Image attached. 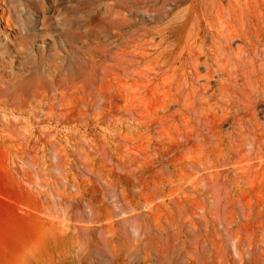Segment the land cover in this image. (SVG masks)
Here are the masks:
<instances>
[{"label":"rangeland","instance_id":"rangeland-1","mask_svg":"<svg viewBox=\"0 0 264 264\" xmlns=\"http://www.w3.org/2000/svg\"><path fill=\"white\" fill-rule=\"evenodd\" d=\"M0 3V264H264V0Z\"/></svg>","mask_w":264,"mask_h":264},{"label":"bare ground","instance_id":"bare-ground-1","mask_svg":"<svg viewBox=\"0 0 264 264\" xmlns=\"http://www.w3.org/2000/svg\"><path fill=\"white\" fill-rule=\"evenodd\" d=\"M0 4H1V3H0ZM7 4H8V3H7ZM6 12H7V11H6ZM3 13H4V12H3V10H2V11L0 12V20H1V21H4L5 23H7V22H8V19H7V18H4V14H3ZM40 15H41V14H40ZM101 17H102V16H101ZM41 18H42V17H41ZM30 19H31V18L29 17V20H30ZM36 23H37V22H36ZM180 24H181V23H180ZM4 27H5V26H4ZM48 28H50V27H48ZM31 33H32V32H31ZM244 34H245V33H244ZM21 35H22V34H21ZM28 35H29V32H28ZM94 35H95V34H94ZM22 37H23V36H22ZM25 37H26V36H25ZM25 37H24V38H25ZM141 37H142V36H141ZM249 39H250V38H249ZM251 39H252V38H251ZM246 40H247V36H246ZM24 41H25V40H24ZM24 41H23V42H24ZM250 42H251V41H250ZM21 43H22V42H21ZM68 48H69V47H68ZM96 50H97V49H96ZM98 50H99V49H98ZM100 50H101V49H100ZM104 50H105V49H104ZM254 50H255V49H254ZM20 52H21V51H20ZM68 52H69V50H68ZM99 52H100V51H99ZM101 52L105 53L104 51H101ZM256 52H257V51H256ZM256 52H255V53H256ZM255 53H254V55H255ZM257 53H258V52H257ZM195 57H196V56H195ZM118 58H119V57H118ZM123 58H124V57H123ZM105 61H106V60H105ZM195 61H196V60H195ZM97 64H98V63H97ZM30 66H31V65H30ZM93 66H94V65H93ZM98 66H99V64H98ZM33 67H34V66H33ZM35 67H36V66H35ZM115 67H116V66H115ZM97 68H98V67H97ZM93 69H94V68H93ZM94 70H95V69H94ZM127 71H128V70H127ZM129 72H130V71H129ZM138 73H140V72H138ZM142 73H143V72H142ZM94 74H95V71H94ZM107 74H108V73H107ZM101 75H102V74H101ZM103 75H104V74H103ZM141 75H143V74H141ZM103 77H104V76H103ZM133 77H134V76H133ZM91 78H92V77H91ZM107 78H108V76H107ZM101 79H102V78H101ZM101 79H100V80H101ZM92 80H93V79H92ZM108 80H109V79H108ZM97 84H98V83H97ZM99 85H100V84H99ZM112 85H113V84H112ZM97 86H98V85H97ZM106 87H107V86H106ZM150 87H151V86H150ZM2 88H3V86H2ZM60 89H61V88H60ZM126 89H127V88H126ZM96 90H97V89H96ZM137 90H138V89H137ZM42 91H43V90H42ZM7 92H8V91H7ZM7 92H6V93H7ZM158 93H159V92H158ZM8 94H9V93H8ZM61 94H62V93H61ZM98 94H99V93H98ZM166 94H167V93H166ZM166 94H165V95H166ZM3 95H6V94H3ZM75 95H76V94H75ZM114 95H115V94H114ZM10 96H11V95H10ZM41 96H42V95H41ZM128 96H129V95H128ZM99 97H103V100H105V101L108 100L109 98H110V99L112 98V96L110 97V96H108L107 94H103V93H100V94H99ZM105 97H106V98H105ZM2 98H3V97H2ZM5 98H6V97H5ZM16 98H17V97H16ZM42 98H43V97H42ZM143 98H144V97H143ZM160 98H161V97H160ZM40 99H41V98H40ZM155 99H156V98H155ZM14 100H16V99H14ZM14 100H13V101H14ZM100 100H101V99H100ZM140 100H141V99H140ZM9 101H10V100H9ZM64 101H65V98H64ZM67 101H68V100H67ZM73 101H74V100H73ZM141 101H142V100H141ZM141 101L139 102L140 104H142ZM11 102H12V100H11ZM15 102H16V101H15ZM112 102H113V100H112ZM8 103H9V102H8ZM74 103H75V102H74ZM3 104H4V103H3ZM9 104H10V103H9ZM12 104H13V103H12ZM92 104H93V103H92ZM109 104H110V103H109ZM70 105H71V104H70ZM80 105H81V103H80ZM3 106H4V105H3ZM6 106L8 107V105H6ZM134 106H135V105H134ZM7 107H5V109H6ZM31 107H32V106H31ZM52 107H53V106H52ZM165 107H166V106H165ZM14 108H15V107H14ZM78 108H79V107H78ZM89 108H91V106H90ZM101 108H102V107H101ZM120 108H121V107H120ZM145 108H146V106H145ZM160 108H161V107H160ZM2 109H4V108H2ZM2 109H1V110H2ZM9 109H10V107H8V110H9ZM17 109H18V108H17ZM20 109H21V108H20ZM76 109H77V108H76ZM79 109H80V108H79ZM97 109H98V108H97ZM105 109H106V108H105ZM113 109H114V108H113ZM26 110H27V109H26ZM135 110H136V109H135ZM14 111H17V110L15 109ZM78 111H79V110H78ZM144 111H145V109H144ZM21 112H22V111H21ZM21 112L19 111V113H21ZM23 112H24V111H23ZM129 112H130V111H129ZM145 112H147V111H145ZM140 113H141V112H140ZM140 113H139V114H140ZM143 114L146 115V113H143ZM49 115H50V114H49ZM132 115H133V114H132ZM130 116H131V115H130ZM151 116H152V115H151ZM140 117H142V116H140ZM154 117H155V116H154ZM154 117H153V118H154ZM160 117H161V116H160ZM115 118H116V117H115ZM153 118L151 119V121H152V120H153V121H155V120L158 121V120H159V117H158V119L155 118V120H154ZM135 119H136V118H135ZM144 120L146 121L147 119H144ZM144 120H143L142 122H144ZM149 121H150V117H149ZM153 121H152V122H153ZM157 121H156V122H157ZM159 121H160V120H159ZM159 121H158V122H159ZM13 122H14V121H13ZM107 122H108V121H107ZM139 122H141V121H139ZM156 122H155V123H156ZM164 122H165V121H164ZM112 123H113V122H112ZM148 123H150V122H148ZM108 124H109V123H108ZM108 124H106V125H108ZM142 124H143V123H142ZM160 124H161V127H162V123H161V122L159 123V125H160ZM30 125H31V124H30ZM143 125H144V124H143ZM148 125H149V124H148ZM152 125H153V124H152ZM109 126H110V124H109ZM144 127H145V126H144ZM148 127H149V126H148ZM142 128H143V127H142ZM157 128H158V127H157ZM157 128H155V129H157ZM159 128H160V127H159ZM146 129H147V128H146ZM1 131H2V130H1ZM136 131H137V130H136ZM2 132H4V131H2ZM4 133H6V132H4ZM6 135H9V134H6ZM36 136H37V135H36ZM122 136H123V135H122ZM3 137H4V136H3ZM8 137H9V136H8ZM104 137H105V136H104ZM1 139H2V138H1ZM192 139H194V138H192ZM10 141H11V140H9V142H10ZM12 141H16V140H12ZM19 143H20V141H19ZM12 144H13V143H12ZM16 144H17V143H16ZM16 144H15V145H16ZM21 144H22V142H21ZM43 144H44V143H43ZM46 144H47V143H46ZM110 144H111V143H110ZM8 145H10V147H11V143L8 144ZM19 145H20V144H19ZM49 145H50V144H49ZM13 146H14V145H13ZM47 146H48V145H47ZM103 146H104V145H103ZM159 146H160V145H159ZM15 147H16V146H15ZM15 147H14V148H15ZM20 147L22 148V146H20ZM128 148H129V146H128ZM17 150H18V148H17ZM136 150H137V149H136ZM154 150H155V149H154ZM101 151H103V150L101 149ZM98 153H100V152L97 151V154H98ZM103 153H104V152H103ZM106 153H107V152H106ZM101 154H102V153H101ZM99 155H100V154H99ZM102 155H103V154H102ZM170 155H171V154H170ZM18 156H19V154H18ZM101 157H102V156H101ZM104 157H105V156H104ZM165 157H166V156H165ZM110 159H111V158H110ZM104 160H105V159H104ZM143 161H144V160H143ZM104 162H105V161H104ZM110 162H111V161H110ZM106 163H107V162H106ZM151 165H152V164H151ZM88 167H89V166H88ZM151 168H152V166H151ZM145 170H146V169H145ZM142 171H143V170H142ZM146 171H147V170H146ZM150 171H151V170H150ZM177 171H178V170H177ZM183 174H184V173H183ZM173 175H174V174H173ZM179 176H180V179H181V175H179ZM171 179H172V178H171ZM171 179H170V180H171ZM106 183H107V182H106ZM166 183H167V182H166ZM171 183H172V182H171ZM139 185H140V184H139ZM171 185H172V184H171ZM171 185H170V186H171ZM107 186H108V185H107ZM171 187H172V186H171ZM93 191H94V190H93ZM100 191H101V190H100ZM170 191H171V190H170ZM172 191H173V190H172ZM114 192H115V191H114ZM92 193H94V192H92ZM97 193H98V192H97ZM97 193H96V194H97ZM86 194H87V193H86ZM82 195H83V194H82ZM89 195H91V194H89ZM101 195H102V193H101ZM176 195H178V194H176ZM87 198H89V197H87ZM96 198H97V197H96ZM102 198L104 199L103 196H102ZM144 198H145V197H144ZM78 199H79V198H78ZM97 199H98V198H97ZM90 200H91V199H90ZM144 200H145V199H144ZM158 200H159V199H158ZM68 201H69V200H68ZM82 201H83V200H82ZM91 201H92V200H91ZM94 201H95V200H94ZM94 201H93V203H95ZM138 201H139V200H138ZM59 202H60V201H59ZM119 202H120V201H119ZM143 202H145V201H143ZM96 203H97V202H96ZM128 203H129V202H128ZM145 203H146V202H145ZM72 205H73V204H72ZM96 205H97V204H96ZM116 207H117V206H116ZM86 208H87V207H86ZM138 208H139V207H138ZM88 209H89V208H88ZM101 209H102V208H101ZM107 209H108V208H107ZM141 209H142V208H141ZM104 210H105V209H104ZM108 210H109V209H108ZM79 211H80V209H79ZM81 211H82V210H81ZM121 211H122V210H121ZM157 211H158V210H157ZM105 213H106V212H105ZM88 215H89V214H88ZM106 215H107V214H106ZM156 215H157V214H156ZM93 216H95V215H93ZM99 216H100V215H99ZM104 216H105V214H104ZM107 217H108V216H107ZM82 218H83V217H82ZM82 218L80 219L81 221H83ZM155 218H156V216H155ZM92 219H93V218H92ZM130 219H131V218H130ZM153 219H154V218H153ZM106 220H107V219H106ZM126 220H127V219H126ZM126 220H125V221H126ZM164 220H165V219H164ZM88 221H89V220H88ZM114 222H115V221H114ZM107 225H108V224H107ZM129 225H130V224H129ZM137 225L139 226V224H136V226H137ZM84 226H85V225H84ZM86 226H87V225H86ZM86 226H85V228H86ZM131 226H132V225H131ZM95 227H96V226H95ZM85 228H83V229H85ZM74 229H75V228H74ZM133 229H134V228H133ZM138 229H140V228H138ZM101 232H102V231H101ZM96 235H98V234H96ZM98 236H99V235H98ZM96 238H97V237H96ZM108 239H109V238H108ZM111 242H112V241H111ZM107 244H108V241H107ZM111 244H112V243H111ZM108 245H109V244H108ZM114 245H115V244H114ZM109 246H111V245H109ZM149 257H150V256H148V255H147L146 257H144V262H143V264H149V263H148ZM51 260H52V259H51ZM54 261H55V260H54ZM118 261H119V260H118Z\"/></svg>","mask_w":264,"mask_h":264}]
</instances>
